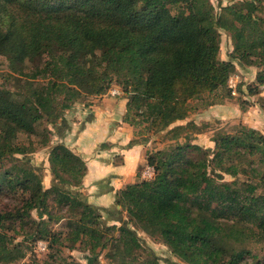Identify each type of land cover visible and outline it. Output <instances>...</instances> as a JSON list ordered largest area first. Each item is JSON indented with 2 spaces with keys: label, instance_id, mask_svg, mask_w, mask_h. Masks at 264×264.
<instances>
[{
  "label": "trees",
  "instance_id": "16d2710c",
  "mask_svg": "<svg viewBox=\"0 0 264 264\" xmlns=\"http://www.w3.org/2000/svg\"><path fill=\"white\" fill-rule=\"evenodd\" d=\"M261 3L228 0L216 10L211 0H0V58L18 66L25 85L0 88V264L24 258L15 236L51 251L67 241L96 262L106 250L108 264H166L137 230L185 264H264V135L241 125L217 132L207 150L190 142L195 124L175 125L216 104L213 97H232L234 61L256 67L264 82ZM222 32L232 44L227 61ZM113 80L129 94L124 121L165 132L174 145L146 153L153 177L138 173L116 194L127 220L106 226L76 190L86 173L79 156L50 148V188L24 157L34 139L50 145L45 121L56 127L81 93L105 95ZM61 220L65 233L49 228Z\"/></svg>",
  "mask_w": 264,
  "mask_h": 264
},
{
  "label": "crops",
  "instance_id": "0c3cea01",
  "mask_svg": "<svg viewBox=\"0 0 264 264\" xmlns=\"http://www.w3.org/2000/svg\"><path fill=\"white\" fill-rule=\"evenodd\" d=\"M227 3L228 1L222 2V6ZM223 48L225 56H221V59L227 61L232 44L230 38L222 32L220 51ZM233 64L235 75L240 79L237 86L238 97L249 101L254 96L251 91L256 92L258 85V69L236 61ZM226 104L221 103L213 109L222 112L236 111L235 103L225 106ZM125 106V102L99 97L88 107L90 110L72 108L52 129L54 140L48 146L50 150L52 146L61 144L85 162L86 173L76 190L82 194L87 204L97 209L106 226H119L125 220L124 213L120 215V207L115 203L116 194L124 186L133 184L137 178V170L146 167L149 143L134 141L133 128L124 121ZM253 108V112L264 114L257 106Z\"/></svg>",
  "mask_w": 264,
  "mask_h": 264
},
{
  "label": "rangeland",
  "instance_id": "374dc122",
  "mask_svg": "<svg viewBox=\"0 0 264 264\" xmlns=\"http://www.w3.org/2000/svg\"><path fill=\"white\" fill-rule=\"evenodd\" d=\"M224 1H228V0H211L216 10H218L219 5H222V2ZM261 8L262 10L264 9V0H262ZM259 15L263 17L264 11L262 13H259ZM223 55L225 56V48H223L220 51L219 57L221 58V56ZM17 72H18L17 65H10L7 61H4L3 59L0 58V88H5L7 90H12V91L18 90L20 88L25 89V85L23 84V82H20L18 80L19 75ZM239 83H240L239 76L238 75L232 76L229 80V85H230L229 88L233 89L234 94H232V97H230V99L226 98L221 101L222 103H227L225 106L230 105L231 103L232 104L235 103L236 105L234 106L236 110L235 112L233 111L222 112V110L219 111V109L214 110L213 108H216L215 106L219 105L220 102H218L217 98L213 97L211 100L212 102H216V104L207 106L203 109H198L194 111L192 114H190L187 120L182 122H177L175 124V125H183L186 122L191 121L193 124L197 126V129L193 130L192 128H190L188 130V132H191L189 135L191 136L190 142L192 144H196L207 150H212L214 147V142H212L211 139L213 138V136H215L217 132L222 131V132L234 133L241 125L254 129L260 132L262 135H264V116H263L264 114L261 115L257 112H253L254 111L253 107L255 106H257V109L264 111V109L260 107V106L264 107V102H262V100H264V95L260 94L256 88L257 93L253 96V98L249 99V101H245L242 99V97H238L237 86ZM99 97L116 99L118 100V102L122 101L127 104L129 94L125 92L122 84H120L118 81L113 80L112 84L106 91L105 95L95 97L93 95H86L84 93H81L79 100H77L76 103H74L68 110H66L64 112V115L72 108H77V107L80 108L81 110L82 109L90 110L88 109V107L92 105V102L98 99ZM231 99H235V100L231 101ZM243 104H245V106ZM125 110H126V106H125ZM238 110L240 112L239 114H238ZM134 118H135V122L138 124L139 118L137 116H134ZM59 122L60 120L56 123V125L59 124ZM44 123L46 127H48L51 130L53 129V126L51 124H49L46 121ZM131 127L133 128L135 142L145 144L146 143L144 142L145 139H148L147 142L149 143V147L147 152L154 153L157 151L166 150L170 146L174 145V142L168 139V136L166 135L165 132L153 133V131H148L146 129L145 123ZM200 130L201 133H197ZM33 142L34 144L31 146V148H35L34 152H32L31 154L27 155L24 158L27 161L28 167H33L40 172L43 186L46 188H50L52 183V176L49 170V164L47 166V162H48L47 159L49 153L48 146L45 148H39L37 145L38 139H34ZM178 142L179 143L184 142L183 135L179 137ZM143 169L139 168L137 170V173H139L140 180H144L141 178V173ZM137 175H136L137 178L134 180L135 182L138 179ZM223 178L227 181L231 180L227 176H224ZM55 213L59 214L58 212ZM32 216L33 218L38 220L37 214L35 212H32ZM124 217L127 220L125 213H124ZM49 228L56 233L57 232L65 233L67 231L66 221L61 220L60 222L57 223L53 222L52 224H50ZM136 232H137V236L141 240L144 247H146L151 253H153V255L158 257L159 260H161L162 262H165L166 264H185L181 262L179 259L175 258L159 240L150 238L147 234L141 232L140 230H137ZM64 237L65 235L64 236L61 235L62 239ZM23 240L24 239L22 236H15L14 242L17 244H22V249L25 254L24 258L17 261H13L12 263L9 264H30L31 262H35L36 264H65L64 259L67 260L73 259L82 264H88L89 262L91 263L96 262L92 260L93 257L89 256L86 252H82L79 249L78 245L74 250L68 249L69 242L67 241H64L63 245L55 247L56 248L55 251L56 250L59 251L58 253H55V251H51V249H49L48 247L46 251H42L36 246V244L35 245L32 244L31 240H28L26 242H23ZM45 243L48 244L47 242ZM105 253L106 250L100 251L99 255L97 256L96 264H108L107 260L105 259ZM51 254H55L54 259L50 258Z\"/></svg>",
  "mask_w": 264,
  "mask_h": 264
},
{
  "label": "built area",
  "instance_id": "2783aa9c",
  "mask_svg": "<svg viewBox=\"0 0 264 264\" xmlns=\"http://www.w3.org/2000/svg\"><path fill=\"white\" fill-rule=\"evenodd\" d=\"M231 90H232V94H234L233 89ZM258 91L260 94L264 95V82L258 85ZM152 177H153L152 168L146 166L141 173V178L147 180V179H151ZM36 246L42 251H46L47 249V244L43 241H38L36 243Z\"/></svg>",
  "mask_w": 264,
  "mask_h": 264
}]
</instances>
